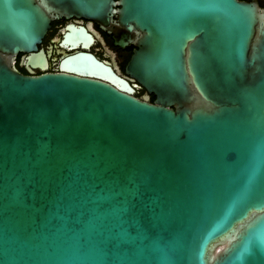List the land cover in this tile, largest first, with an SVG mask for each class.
Segmentation results:
<instances>
[{
  "label": "water",
  "instance_id": "1",
  "mask_svg": "<svg viewBox=\"0 0 264 264\" xmlns=\"http://www.w3.org/2000/svg\"><path fill=\"white\" fill-rule=\"evenodd\" d=\"M74 15L142 98L87 51L16 67ZM0 264H264V5L0 0Z\"/></svg>",
  "mask_w": 264,
  "mask_h": 264
},
{
  "label": "flooded vegetation",
  "instance_id": "2",
  "mask_svg": "<svg viewBox=\"0 0 264 264\" xmlns=\"http://www.w3.org/2000/svg\"><path fill=\"white\" fill-rule=\"evenodd\" d=\"M248 1V0H247ZM264 5V0H257ZM54 18L51 27L38 43L39 54L37 59L30 61L28 53H19L16 57V67L25 74L32 71L34 74L46 71H61L62 60L78 51L93 53L97 58L112 66L116 73L126 78L134 87L135 95L142 98L147 93L146 89L130 74L124 71L127 61L130 59L132 49L120 48L112 43L111 33L106 34L101 27H96L94 19L84 16H72L70 18L60 16ZM75 29H81L87 38L76 34ZM64 40L75 41L78 48L71 49V46L64 44ZM135 47V45H134ZM151 94V98H152Z\"/></svg>",
  "mask_w": 264,
  "mask_h": 264
},
{
  "label": "trees",
  "instance_id": "3",
  "mask_svg": "<svg viewBox=\"0 0 264 264\" xmlns=\"http://www.w3.org/2000/svg\"><path fill=\"white\" fill-rule=\"evenodd\" d=\"M154 97V95H152V98Z\"/></svg>",
  "mask_w": 264,
  "mask_h": 264
}]
</instances>
